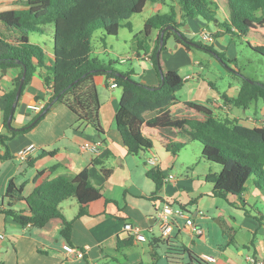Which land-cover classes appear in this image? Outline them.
<instances>
[{"label":"trees","instance_id":"trees-1","mask_svg":"<svg viewBox=\"0 0 264 264\" xmlns=\"http://www.w3.org/2000/svg\"><path fill=\"white\" fill-rule=\"evenodd\" d=\"M154 3H169L170 9L148 17L143 29L134 34L132 47L148 52L149 41L154 32L159 31L150 55L160 79L158 86L135 79L134 69L123 70L112 61L104 62L94 46V40H97L102 43L103 49H107V38L117 36L122 26L133 31L130 19L143 13L147 4ZM23 4V8L0 11V71L18 69L12 88L5 95L6 105L0 116L6 131L0 132V143L6 149L1 158L10 157L9 140L30 131L54 105L60 103L76 115L77 128L90 125L101 137L104 130L95 78L104 75L107 84L113 79L122 89L115 120L128 154H145L153 148V142L142 133L144 126L171 128V140L166 148L172 153L179 154L184 146L193 141L202 144V158L210 167L205 181L212 184L213 196L227 201L231 196L236 197L238 202L246 205L243 194L249 181L264 192V119L257 120L253 127L247 126L237 118H221L208 105L194 101L187 102V105L200 117H173L168 108L177 101V92L182 88L184 78L177 70L168 68L162 57L168 40L173 38L187 50L200 48L211 53L224 66L228 65L223 52L217 51L213 45L194 41L183 33L181 27L191 18L213 23L218 28L214 32L215 38L227 36L230 41L236 36L253 38L254 42L248 41L247 44L264 56V0H23ZM177 11L181 22L178 21ZM97 31H100V36H96ZM31 34L47 36L48 41L33 42ZM25 69L27 75L16 109L35 74L42 77L50 95L29 124L15 128L12 123L9 126L8 121ZM234 72L241 76V86L237 97L231 99L233 105L248 109L255 102L264 103V82ZM41 98L36 96V100ZM14 118L15 113L12 121ZM104 173L108 177L111 170L107 169ZM146 175L156 185L151 197L155 201L168 176L160 165L150 167ZM23 190V184L17 185L10 180L4 196L8 204L0 207V213L11 217L20 226L34 228H42L52 219L59 218L63 223L61 234L68 242L74 219L65 217L61 203L76 198L79 203L77 218L88 213L89 203L102 197L101 189L91 182L88 168L75 176L53 177L29 196H24ZM19 201L25 202L27 208H15ZM256 218L263 223L264 216ZM223 225L229 234L228 243L236 244V229L226 223ZM133 242L131 235L119 239L117 249L130 247ZM169 264L227 263L220 259L210 263L190 253L188 262Z\"/></svg>","mask_w":264,"mask_h":264},{"label":"crops","instance_id":"crops-1","mask_svg":"<svg viewBox=\"0 0 264 264\" xmlns=\"http://www.w3.org/2000/svg\"><path fill=\"white\" fill-rule=\"evenodd\" d=\"M20 1L0 0V11L23 8ZM148 9H151V12H148ZM169 9V3L147 4L144 9V12L148 13L145 21L155 13H166ZM177 16L178 21L181 22L179 11ZM210 25L201 18H191L183 24L181 30L187 37H189L187 34L199 36V31L203 27L209 28L212 32L218 30L216 26L212 29ZM158 32L156 30L149 41L148 52L137 51L133 47L129 58L131 62L129 69H134L135 79L153 86H158L160 81L150 58ZM228 39L227 36H220L208 45H213L220 51L229 50ZM174 42L176 48L171 50L172 56L162 53L165 65L177 70L184 78L183 91L177 96V101L168 108L173 117H200L187 105V102L194 101L208 105L221 118H237L240 123L247 126L253 127L257 120H262L264 103L262 105L261 101L242 110L231 102V99L237 97L239 93L241 78L236 79L235 75H232L233 79L228 87L225 90L219 89L212 73L205 72V66L209 64L217 69L221 68L219 60L206 57L207 64H204L201 59L194 57L193 50H187L175 40ZM122 61L125 63V59ZM17 73L16 68L0 71V116L6 105L5 95L12 88ZM102 76L100 81L96 77L95 82L101 102L100 120L104 134L100 137L90 125L77 128L76 115L65 104L54 105L45 118L30 131L19 134L7 142L10 157L7 159L0 157V207H6L8 204L4 196L10 180L15 181L17 185L23 184V194L29 196L45 181L59 175L75 176L85 168L89 169L92 184L101 189L102 197L89 203L88 213L77 218L79 203L76 198L61 203L60 207L65 217L68 220L74 219L70 242L61 234L63 223L59 218L52 219L42 228H34L20 226L11 217L0 213V232L5 234V239L0 244V264H139L141 262L169 264L188 262L190 253L199 256L202 252L212 253L227 264H249L248 255H264V240L258 237L260 233L264 235V221L262 223L256 218L264 214L257 200L260 195L254 191L257 188L253 185H251L252 189L249 191L247 189L243 194L246 205L238 202L236 197H229L230 205L243 214V221L240 224L243 227L236 228L234 234L236 244L214 245L209 240V234H205L204 231L201 236H194L183 218L179 219V227H176L167 239L162 237L156 214L157 210L167 202L184 205L193 219L194 216L197 217L194 222L202 227L205 206H202L201 200L215 197L212 194V184L205 181V175L209 170L206 168L197 176L187 174L185 177L182 174L185 167L177 162L179 154L176 157V154L166 148L171 140V128L144 126L142 133L153 142V148L145 154H128L115 120L122 89L107 84L106 76ZM49 95L42 77L35 74L15 111L13 126L21 128L29 124L41 110L31 109L30 105L43 107ZM36 96L42 98L36 100ZM0 132L6 133L1 121ZM30 143H34L37 147L31 157L27 161L17 159L16 152ZM155 143L165 150L163 155L156 149ZM52 151L53 154H49ZM5 153L6 149L0 143V156ZM153 153L159 155L158 165L168 176L155 201L151 197L156 191V185L146 175L148 169L152 167L148 165L147 159ZM95 160H98V163L94 164ZM107 169L111 170L108 177L104 173ZM176 170L181 172L177 174ZM188 203L196 205L194 215H191ZM14 207L27 208L23 201L17 202ZM216 209H220L218 221L235 228L224 214L225 207L217 206ZM128 222L140 225L146 234L151 233V237L148 236V240L144 242L134 239L132 246L118 250V240L130 236L124 228L125 223ZM157 225L160 236L155 234ZM65 242L79 248L87 247L85 255L81 257L66 253L63 249Z\"/></svg>","mask_w":264,"mask_h":264},{"label":"rangeland","instance_id":"rangeland-1","mask_svg":"<svg viewBox=\"0 0 264 264\" xmlns=\"http://www.w3.org/2000/svg\"><path fill=\"white\" fill-rule=\"evenodd\" d=\"M20 4L24 5L23 0L20 1ZM147 11L151 12V9H148ZM147 14H148L147 12H143L141 14H135L130 19V21L133 24V31L129 30V28L125 26H122L117 36H109L107 38L106 51H104L102 43L100 41L94 40V46L97 49L100 58L104 62L108 63L109 61H112L116 67L123 70H128L129 68H131V62L129 58H131V52L133 50L132 47V43L134 42L133 36L135 33L143 29ZM210 24H211L210 27L212 29H215V25L213 23ZM100 35H101L100 31H97L96 36H100ZM187 35L189 36L188 38L193 39L194 41H201L205 44H208L202 38L199 39V36H193L191 34H187ZM48 36L49 38H51L50 35ZM30 37H31V41L36 43L38 42L44 43L45 41H48L46 39L47 36L43 37L39 34H31ZM248 41L250 43H253L254 39L251 37L240 38L236 36L234 40L232 41L229 40V42H227L228 43L227 46H230L229 50L221 49L222 51H220L216 48L217 51L223 52L225 54L226 60L228 61L227 66H224L220 61L219 63L221 65V68L217 69L212 64L205 66L206 67L205 72L209 71L212 73L213 79L217 82V87L219 89L225 90L228 87L229 82H231L233 79L232 75H235L236 79L241 78V76H239V74H235L234 71H236L237 73L241 72L245 76L264 82V56L254 51L247 44ZM175 48H176L175 42L171 38L170 40H168L167 49L164 52L167 53V55L172 56L173 52L171 50H174ZM192 50L194 51V57L198 60L201 59L204 64H207L206 57H214L211 53L202 50L200 48H192ZM122 59H125V63L122 61ZM102 78H103L102 75L97 76L98 81H100V79ZM182 89L183 88H181L177 92V96H180L181 92L183 91ZM262 119H264L263 110H262ZM155 145H156L155 146L156 149L160 151L161 155H163L165 150L162 147H160L157 143H155ZM201 152H202V144L198 141H193L189 143L188 145L184 146L183 149L180 151L179 157L177 158V162L178 163L180 162L181 164L184 165L185 168L182 174L185 175V177L187 176V174H190V176L192 175L197 176V174L200 171L206 168H208L209 170V163L202 158ZM157 156L159 158L158 154ZM173 157L175 159V156ZM180 172L181 171H178L177 174H179ZM193 178L195 179V177ZM252 188L253 187L251 186V181H249L248 191ZM254 191L259 193L260 195L258 196L260 199L257 197V200H259L260 207L262 208V213L264 214V192L258 189ZM201 202H202V206L203 205L205 206V209H203L204 217H205L203 222L204 224L202 225L203 231L205 232V234H209V240L212 244L214 245L221 244L223 246H226L229 241V234L227 233L226 226H224L218 221L219 219L218 211L220 209L217 210L216 207L217 206H219L220 208L221 206L225 207L224 214L234 224L235 229L239 227H243L240 225L242 224L243 221V214H240L241 212L238 209H236L234 206H231L230 203L223 198L212 197L210 200L203 198ZM187 206L192 212L191 215L192 214L194 215L196 212V205H194L193 203H188ZM195 217L196 216H194V219H197V217L196 218ZM159 230L160 229L158 228L157 225L155 230L156 236H160ZM147 234L149 237H151V233L148 232ZM258 237L259 239L264 240L263 234L261 233L258 234Z\"/></svg>","mask_w":264,"mask_h":264},{"label":"built area","instance_id":"built-area-1","mask_svg":"<svg viewBox=\"0 0 264 264\" xmlns=\"http://www.w3.org/2000/svg\"><path fill=\"white\" fill-rule=\"evenodd\" d=\"M199 36L206 41L207 43H212L216 40L214 37V32H212L209 28L203 27L199 31ZM110 85L112 87L117 86L115 81L112 79L110 82ZM31 109H42L43 107L30 105ZM36 145L34 143H30L22 148H20L16 152V158L20 161H27L31 155L36 150ZM147 163L150 166L158 165L159 158L156 153L151 154V156L148 157ZM183 218L185 219V224L187 227L190 228L194 236H201L203 234V229L201 226L197 225L194 222V219L192 216H190L186 209L181 207L180 205H173L169 202L164 203L160 209L157 210L156 219L158 220L159 227L162 232V237L164 239H167L172 231L179 227V219ZM124 228L126 231L129 232V234L137 241H147L148 235L143 231L142 227L138 224H134L132 222L125 223ZM5 234L0 232V244L4 241ZM63 249L66 253L70 255H78L83 257L85 255V251L87 247L85 248H79L71 245L68 242H65L63 245ZM199 258L214 263L217 261L216 255L208 252H202L199 255ZM247 261L249 264H264V255H255L251 254L247 256Z\"/></svg>","mask_w":264,"mask_h":264},{"label":"water","instance_id":"water-1","mask_svg":"<svg viewBox=\"0 0 264 264\" xmlns=\"http://www.w3.org/2000/svg\"><path fill=\"white\" fill-rule=\"evenodd\" d=\"M169 28H172L171 26H169ZM165 30V29H164ZM164 30L162 31V33H164ZM177 33H179L178 30H175ZM160 54V50L158 51V55ZM3 71H6V70H3ZM26 75H27V71L26 69L24 70L23 72V75H22V78L20 80V83H19V86H18V89H17V93H16V99H15V102L13 103V106H12V109H11V114H10V117H9V126H12V118H13V115L15 113V109H16V106H17V103H18V100L20 99V95H21V92H22V88L24 86V83H25V79H26ZM144 152H142L143 154Z\"/></svg>","mask_w":264,"mask_h":264}]
</instances>
